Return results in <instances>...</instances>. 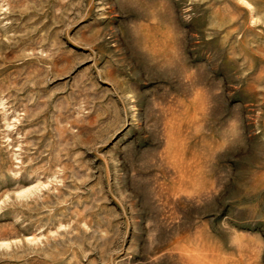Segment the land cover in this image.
Wrapping results in <instances>:
<instances>
[{
    "label": "rangeland",
    "instance_id": "rangeland-1",
    "mask_svg": "<svg viewBox=\"0 0 264 264\" xmlns=\"http://www.w3.org/2000/svg\"><path fill=\"white\" fill-rule=\"evenodd\" d=\"M0 264H264V0H0Z\"/></svg>",
    "mask_w": 264,
    "mask_h": 264
}]
</instances>
